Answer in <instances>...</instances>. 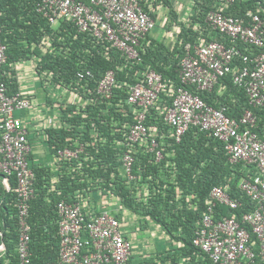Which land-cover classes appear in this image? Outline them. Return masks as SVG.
I'll use <instances>...</instances> for the list:
<instances>
[{
  "label": "trees",
  "instance_id": "1",
  "mask_svg": "<svg viewBox=\"0 0 264 264\" xmlns=\"http://www.w3.org/2000/svg\"><path fill=\"white\" fill-rule=\"evenodd\" d=\"M39 1L0 0V40L6 45L8 59L0 69V77L8 87L9 94L18 92L15 78L4 75L3 70L6 72L11 62L34 52L41 57L38 67L44 81L66 84L88 103L84 109L80 105L61 108L62 121L71 126L67 130H46L48 147L56 155L64 148L74 150L79 142L82 143V152L79 156L63 159L60 167L63 172L58 184L60 195L47 193L45 187L48 186V178L43 168L33 170L34 192L29 200L28 215L31 263L44 264L59 258L57 202L75 199L79 193L85 196L96 191L111 195L122 208L132 213L149 217L159 224L170 239L183 243L182 251L192 255L201 253L209 264H213L206 254L193 245L194 231L206 208L208 193L214 186H223L230 196L240 200L241 206L235 210L237 219L254 208V203L237 188L241 178L247 177L245 165L230 164L224 145L211 134L200 132L196 126H191L176 141L160 115L161 110L153 107L146 111L145 123L155 128L156 137L163 148V158L156 161L146 148L136 147L132 167L135 177L128 179L122 171V157L130 147L126 134L129 125L135 121L136 113L126 101V89L140 80L146 71L155 70L168 85L162 95V104L169 105L171 92L181 86L178 64L184 54L185 43L223 39L220 33L206 24L207 12L218 10L221 5L225 15L245 17L246 12L251 11L264 19V4L261 0H234L228 5H219L217 0H190L189 14L185 20L178 21L172 6L164 1L173 15L172 25L176 27L174 42L168 45L146 35L141 40L139 59H127L89 32H77L70 21H61L57 27H52L36 11ZM150 1L153 2L149 0L148 3ZM141 5L149 12L145 0L141 1ZM170 28L171 25H168L167 32H172ZM46 37L50 40L51 52L42 54L40 50L44 45L41 46V43ZM240 48L244 50V47ZM107 70H112L115 75L110 98L98 92L99 81ZM86 71L91 75L79 76ZM197 93L209 105L224 107L225 114L231 118H239L249 109L255 117L252 130L264 141V106L251 107L243 87L234 84L230 74L221 77L211 91ZM91 122L94 123L93 132L96 135L94 141L90 137ZM66 132H70L71 139L65 138ZM100 137L102 140H99ZM68 165H73L74 170L69 171ZM2 177L0 173V243L4 242L6 254L0 259V264H19L17 252L14 251L18 238L16 180L14 175H10L9 188L6 189ZM214 212L224 217L231 214L227 206L220 204L215 206ZM116 218L120 220L118 216Z\"/></svg>",
  "mask_w": 264,
  "mask_h": 264
},
{
  "label": "built area",
  "instance_id": "2",
  "mask_svg": "<svg viewBox=\"0 0 264 264\" xmlns=\"http://www.w3.org/2000/svg\"><path fill=\"white\" fill-rule=\"evenodd\" d=\"M141 1L40 0L36 11L52 25L70 21L77 32H89L127 59H139L141 40L157 27L155 17L143 9ZM217 1L219 5H228L234 0ZM261 2L264 4V0ZM205 22L227 38L229 44L220 40L185 43L178 64L181 86L171 92L169 105L162 104L168 85L155 70L146 71L127 87L126 101L136 118L126 134L130 147L123 153L122 171L128 179L135 177L133 154L138 147L146 148L156 161L163 158L155 128L145 123L150 108L161 110L160 115L176 141L191 126L211 134L224 145L230 164L245 165L247 177L241 178L237 188L254 203V208L237 219L235 210L241 206L240 200L230 196L223 186L212 187L192 243L213 264H264V141L252 130L255 117L249 109L239 118L228 117L224 107L209 105L197 93L211 91L221 77L230 74L233 83L243 87L251 107L264 106V19L251 11L245 17L225 15L220 5L218 10L207 12ZM7 61L6 45L0 40V69ZM90 75L89 71L79 74ZM114 83V72L107 70L99 81L98 92L110 98ZM29 106L20 93L9 94L0 77V173L7 188L10 175L16 180L19 264H32L28 215L34 174L29 160L31 145L21 115ZM77 152L65 148L57 153L67 159L77 156ZM217 204L227 206L231 214L224 217L215 213ZM56 208L59 258L44 264H131L132 243L123 235L115 215L107 211L89 215L79 201L59 200Z\"/></svg>",
  "mask_w": 264,
  "mask_h": 264
},
{
  "label": "crops",
  "instance_id": "3",
  "mask_svg": "<svg viewBox=\"0 0 264 264\" xmlns=\"http://www.w3.org/2000/svg\"><path fill=\"white\" fill-rule=\"evenodd\" d=\"M148 1L145 0L148 10L154 15L157 23V27L149 34L150 38L164 41L168 45L173 43L175 40L173 32L176 30V27L172 25L174 24L173 15L169 13L166 2L175 11L176 19L182 21L185 20L186 15L190 12L191 1L153 0L152 3L151 1L148 3ZM60 23L61 21L55 25L50 24L52 27H57ZM168 25H171L170 29L172 32H167L166 28ZM221 41L229 44V40L225 37ZM41 44V46L44 45L43 48L41 47L42 50H40L42 54L44 52H51L49 38H44ZM239 47L244 46L240 43ZM40 60L39 54L36 55L34 52L29 53L28 57L20 58V60L13 63L11 62L6 69L7 73L5 69L3 73L9 76V78H15V82L18 85V92L15 93H20L30 103V106L21 115L31 145L29 158L31 160L32 171L36 168H43L48 178V186H44L47 193L60 195L58 184L63 172L60 169L63 159L53 153L48 147L46 130L57 128H65L67 130L71 126L62 121L61 108H65L66 105H80L84 109L88 101H84L82 97L72 92L67 88L66 84L56 85L49 80L44 81L38 67ZM91 126L90 137L94 141L96 140V135L93 132V122H91ZM75 133L77 136V131ZM65 138L71 139L70 132L65 133ZM99 140H102V138L100 137ZM75 150H78L77 155L79 156V153L82 152V143L79 142L78 146L72 151ZM68 170L73 171V165H68ZM3 185L6 189L9 188V184L8 188L4 183ZM145 187H148L147 183ZM144 191L147 192V189H144ZM136 195H139V191ZM71 201H79L83 206V210L89 215L107 211L119 217L122 233L132 243L131 264H209L207 258L201 253L192 255L188 251H182L181 247L183 243L170 239L159 224L152 221L149 217L135 214L122 208L111 195L92 191L85 196L79 193L78 197L70 199L68 202ZM5 251L4 242H1L0 259L5 256ZM14 251L16 252V247Z\"/></svg>",
  "mask_w": 264,
  "mask_h": 264
},
{
  "label": "rangeland",
  "instance_id": "4",
  "mask_svg": "<svg viewBox=\"0 0 264 264\" xmlns=\"http://www.w3.org/2000/svg\"><path fill=\"white\" fill-rule=\"evenodd\" d=\"M189 1V0H188Z\"/></svg>",
  "mask_w": 264,
  "mask_h": 264
}]
</instances>
